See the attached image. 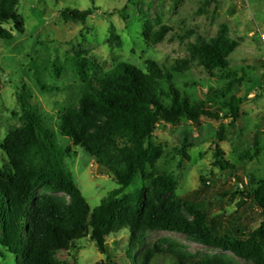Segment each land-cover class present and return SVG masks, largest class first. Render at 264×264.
<instances>
[{"label": "rangeland", "instance_id": "rangeland-1", "mask_svg": "<svg viewBox=\"0 0 264 264\" xmlns=\"http://www.w3.org/2000/svg\"><path fill=\"white\" fill-rule=\"evenodd\" d=\"M66 8L97 11L85 23L64 22L60 13ZM17 13L25 33L13 30V42L0 40V142L22 124L24 89L39 113L52 115L46 123L55 127L57 111L73 106L83 91L74 65L76 56L85 60L90 78L114 70L121 62L144 71L148 60L168 70L184 61L183 72L173 74L174 87L194 101L222 109V115L228 113L232 98L239 99L240 115L235 122L223 117L220 121L202 118L198 126L185 121L177 126L160 124L152 141L161 154L149 170L173 176L175 197L197 202L211 220L223 216L225 228L258 227L260 211L239 192L255 188L264 179V46L260 39L264 0H20ZM164 26L171 31L161 42L152 43L143 36L147 28L156 32ZM3 28L12 30V25ZM222 33L237 44L227 58L237 80L210 77L190 60L193 45L210 43ZM91 65L96 66L94 70ZM57 140L62 150L71 148L63 157L65 169L90 208L97 207L118 188L114 178L82 149L59 136ZM216 144L232 170L221 172L213 166ZM3 157L0 150V166ZM202 179L206 182L203 189ZM144 186L137 177L124 195ZM46 194V190L39 192ZM130 237L127 230L109 235L107 255L86 239L69 252L54 253L52 259L56 264L74 260L76 264H108L109 257L115 264H137L138 258L127 250ZM143 243L138 254L171 245L189 255H225L232 264H252L175 233L147 232ZM0 264H15V257L1 249ZM151 264L177 263L167 255H157Z\"/></svg>", "mask_w": 264, "mask_h": 264}, {"label": "trees", "instance_id": "trees-1", "mask_svg": "<svg viewBox=\"0 0 264 264\" xmlns=\"http://www.w3.org/2000/svg\"><path fill=\"white\" fill-rule=\"evenodd\" d=\"M19 3L0 0V40L13 42V30L25 33L17 13ZM96 11L66 8L60 16L64 22L85 23ZM4 25H12V30ZM170 31L165 26L156 32L147 28L143 36L158 43ZM236 46L222 33L210 43L193 45L190 60L210 77L237 80L227 60ZM186 64L181 61L168 70L148 60L142 71L121 62L114 70L90 78L85 60L76 56L74 65L83 91L73 106L57 111L54 128L46 123L52 115L39 113L28 102L27 91H22V124L0 142L4 156L0 166V250L14 256L15 264H56L54 253L69 252L86 239L101 255H107L106 238L122 230L131 235L127 250L138 258L137 264H151L157 255H167L177 264H232L225 255H189L171 245L138 254L147 232L180 234L201 246L264 264V179L255 188L239 192L260 211L258 227L229 230L223 226V216L211 220L197 202L175 197L173 176L149 170L161 154L152 141L160 124L177 126L185 121L198 126L202 118L220 121L224 117L233 122L239 118V99L232 98L228 113L222 115V109L194 101L174 87L173 74H181ZM42 90L47 88L42 86ZM57 136L82 149L114 178L118 188L97 207L90 208L65 169L63 157L71 148L62 150ZM213 166L221 172L233 169L218 144ZM137 177L145 186L124 195ZM205 187L202 179L201 189ZM41 190L47 194L40 196Z\"/></svg>", "mask_w": 264, "mask_h": 264}, {"label": "built area", "instance_id": "built-area-1", "mask_svg": "<svg viewBox=\"0 0 264 264\" xmlns=\"http://www.w3.org/2000/svg\"><path fill=\"white\" fill-rule=\"evenodd\" d=\"M260 39H261V42L263 43V46H264V34L260 35Z\"/></svg>", "mask_w": 264, "mask_h": 264}]
</instances>
